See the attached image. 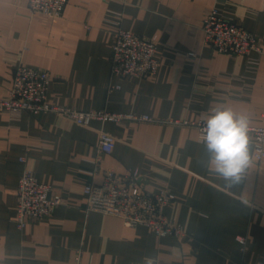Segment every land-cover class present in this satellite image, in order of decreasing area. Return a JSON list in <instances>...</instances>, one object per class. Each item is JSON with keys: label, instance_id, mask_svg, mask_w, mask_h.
<instances>
[{"label": "crops", "instance_id": "1", "mask_svg": "<svg viewBox=\"0 0 264 264\" xmlns=\"http://www.w3.org/2000/svg\"><path fill=\"white\" fill-rule=\"evenodd\" d=\"M215 4L258 37L262 55L255 68L247 66L246 55L219 53L204 42V15ZM107 8L122 10L123 28L155 36L154 75H111L117 26L104 19ZM18 65L49 72L47 97L53 104L188 122L206 120L210 109L223 104L248 113L251 126H260L264 0H67L59 17L30 16L24 2L0 0V97ZM221 72L252 77L245 85L232 80L235 89L247 90V98L215 96L214 82L205 74ZM110 84L120 87L109 90ZM100 129L115 138L102 167L119 174L137 167L146 192L167 181L174 199L165 213L182 225L186 237H158L146 226H126L117 216L85 210L84 185L102 178L89 173ZM205 159L198 132L188 125L92 120L84 126L53 112H24L14 121L0 110V264H74L77 250L81 264H146V258L154 264L264 261V171L252 154L242 183L228 188L202 167ZM24 167L62 203L49 216L27 217L19 229L17 185ZM237 235L246 236L244 253Z\"/></svg>", "mask_w": 264, "mask_h": 264}, {"label": "built area", "instance_id": "2", "mask_svg": "<svg viewBox=\"0 0 264 264\" xmlns=\"http://www.w3.org/2000/svg\"><path fill=\"white\" fill-rule=\"evenodd\" d=\"M15 2H24L30 16L42 14L47 17H59L67 0H15ZM227 13V10H222L217 4L206 10L201 27L204 42L219 53L230 56L246 55L247 66L255 68L262 55L258 37L237 24ZM104 19L117 26L110 57L111 75L133 76L138 79L154 75L158 68L155 57L157 44L155 36H142L123 28L122 10L107 8ZM251 51H257V54L252 56ZM205 78L214 82L215 96L247 98V90L244 87L235 89L232 80H239L245 85V80L252 77L221 72L205 74ZM50 81L51 76L45 69L18 65L11 86L6 94L0 97V110L7 112L9 118L14 121L19 120L24 112L30 114L53 112L84 126L89 125L92 120H98L102 124L105 122L124 124L129 120H136L188 125L194 127L199 138L201 137V130L206 121L203 117L195 122L178 119L160 120L147 114L118 113L102 109L83 111L50 103L47 97ZM119 87V84H110L109 90ZM251 127L253 160L258 170L264 171V124ZM114 145L115 138L100 129L97 154L92 160L94 166L89 173L92 175L99 173L102 178L100 182L91 180L84 185L85 210L117 216L126 226H146L158 237H186L182 225L167 217L165 213V207L174 199V193L167 181H157L156 191L146 192L143 190L137 167L130 166L121 174L111 168L102 167V156L110 154ZM21 161L25 162L24 156L21 157ZM61 203L59 194H52L48 184L38 181L28 168H23L17 185L15 222L19 229L23 228L27 217L40 219L49 216ZM235 239L240 244L241 252L244 253L246 236L237 235ZM74 264H81V250H77ZM256 264H264V261Z\"/></svg>", "mask_w": 264, "mask_h": 264}, {"label": "clouds", "instance_id": "3", "mask_svg": "<svg viewBox=\"0 0 264 264\" xmlns=\"http://www.w3.org/2000/svg\"><path fill=\"white\" fill-rule=\"evenodd\" d=\"M252 118L227 105L210 109L201 130L206 159L202 162L208 172L220 179L224 186H239L252 164ZM146 264H154L146 258Z\"/></svg>", "mask_w": 264, "mask_h": 264}]
</instances>
